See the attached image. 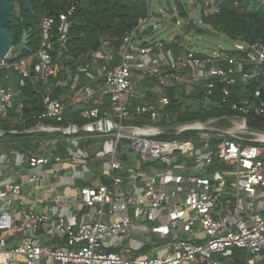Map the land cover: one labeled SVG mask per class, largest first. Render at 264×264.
<instances>
[{"label":"built area","instance_id":"obj_1","mask_svg":"<svg viewBox=\"0 0 264 264\" xmlns=\"http://www.w3.org/2000/svg\"><path fill=\"white\" fill-rule=\"evenodd\" d=\"M225 1L239 7L241 0L197 3L208 17L218 14ZM255 1L264 9V0ZM76 10L73 5L57 17L41 19L39 48L12 65L21 77V87L32 80L31 65L36 79L45 85L59 77L53 51L56 44L65 48ZM152 20L149 17L124 39L119 64L110 65L113 52L107 48L92 54L94 63H99L98 75L84 72L94 82H102L103 98H83L86 106L80 117L86 122L83 133L106 138L94 157L101 161L108 182L79 188L67 180L65 185L72 190L69 203L84 209L88 221L72 224L68 206L55 220L28 208L24 187L3 178L2 264L22 260L25 264H264V134L247 131L248 115L253 111L264 115V44L251 48L235 44L228 53L219 49L206 57L192 50L176 52L163 41L137 45L136 35ZM102 60L106 62L101 64ZM5 66L6 61L0 68ZM260 80L263 83L253 95L237 98L241 85L249 87ZM137 84L144 89H136ZM14 95L0 85V121L8 119ZM171 95L179 104L191 96L198 103H216L235 114L227 117L224 127L215 125L217 119L180 123ZM92 101L95 105L89 106ZM105 101L108 109H102ZM38 120L29 133L63 131L72 137L67 157L73 168L91 160L82 148L85 138L78 136L79 126L67 124L61 100L45 99ZM19 121L16 118L12 125ZM94 124L100 126L98 130ZM177 124L172 131H157ZM187 132L194 136L179 138ZM164 135L174 138L155 139ZM121 150H127L125 162L119 158ZM55 160L62 162L60 157ZM50 162L47 157L12 153L11 164L16 168L28 164L36 169ZM74 175L80 178V172ZM29 182L36 183V177ZM41 229H49L66 247L41 243L31 234ZM19 232L26 235L9 247Z\"/></svg>","mask_w":264,"mask_h":264},{"label":"trees","instance_id":"obj_2","mask_svg":"<svg viewBox=\"0 0 264 264\" xmlns=\"http://www.w3.org/2000/svg\"><path fill=\"white\" fill-rule=\"evenodd\" d=\"M33 12H23L19 15L14 13L11 23L7 29L14 32V44L18 46L22 42L23 35H29L25 48L14 53L7 61L6 66L0 68V85L6 87V83L15 85V95L13 108L8 113V119L0 121V131L19 132L18 135L0 136V150L3 146H13V152H19L29 157L40 156L42 154L41 146L44 143L55 142L59 146L61 154L64 153V146L72 138L61 133H30L24 132L36 128L39 125L38 117L44 110L45 99H58L62 89H55L50 96L47 92V85L38 81L35 72V66L31 65L32 80H27L24 87L20 86V76L16 73L12 65L21 59H26L29 55L39 48L40 44V22L44 16L57 17L60 13L67 11L73 5L77 7L75 14L71 17V28L68 35V41L65 48L61 49L58 44L55 45L53 57L55 63L59 66V76L67 78L68 74L84 76L85 71H91L94 58L92 54L103 51L106 48L112 50L111 66L120 63L119 53L124 45V39L141 26L147 19L155 18L156 15L151 9L149 0H33ZM176 8L181 18L186 19L187 5L176 0ZM202 23L210 27L215 33L226 36L235 44H243L246 47H256L264 44V9L255 0H241L239 7L233 3L225 1L218 14H212L208 17L201 11ZM191 25L188 31L192 30ZM198 35L203 34V30L197 29ZM185 34V33H184ZM56 36V34H55ZM184 38L180 44L184 45ZM188 45V44H187ZM181 46V49H188ZM168 48H175L172 44H167ZM199 55V54H198ZM211 55V54H209ZM209 55H201L203 57ZM106 61L102 60L101 64ZM12 78L6 82L5 77ZM11 76V77H10ZM59 78V77H58ZM74 78V77H73ZM263 80L253 82L249 87L241 85L240 94L237 98L251 96L258 89ZM57 80L50 81L48 86H55ZM20 91V93H18ZM264 100V87H262ZM198 98H202L201 93H197ZM173 100L172 109L178 112L177 121L187 123L192 121H206L217 119L215 125L224 127L228 125L227 117L235 113L228 108H219L216 103L205 105L199 103L196 111L190 107L184 111V104H179ZM108 102V101H107ZM109 103V102H108ZM19 119V124L12 127L13 120ZM247 123L250 127L264 132V115H259L256 111L248 115ZM45 125L58 126V124L45 121ZM68 124V123H67ZM82 127L86 124L83 120L75 123ZM79 137L86 138L89 135L80 133ZM194 136V133L187 132L181 135L180 139H188ZM174 136L164 135L162 140L173 139ZM63 149V151H62ZM122 161H126L122 158ZM145 249L143 253H147Z\"/></svg>","mask_w":264,"mask_h":264},{"label":"crops","instance_id":"obj_3","mask_svg":"<svg viewBox=\"0 0 264 264\" xmlns=\"http://www.w3.org/2000/svg\"><path fill=\"white\" fill-rule=\"evenodd\" d=\"M153 21L154 18L152 22L149 23V25H154ZM149 25H146L145 28H147ZM143 44H146V42H143ZM187 44L190 45L188 42ZM172 45L175 48L171 49L176 52L187 51V49H181V46L186 48V45H182L179 42H177L176 44L172 42ZM106 49L107 48H105L104 50ZM98 65L99 63L93 62L91 72L95 76L98 75V70L95 69ZM11 79L12 78H9L8 76L5 77L6 82L7 80L11 81ZM55 80H57V84L54 87L47 85V92L51 96L55 89L63 90V93L58 98V100H61L66 106L67 123L70 125H75L77 121L82 120L80 117L79 107L86 106L83 98L87 96L91 97L93 100H100L103 98L100 93L102 84L101 81L94 82L93 80L87 78L85 75L80 76V74L78 73H76L75 75L68 74L67 78L59 76V78ZM4 88L10 90L13 93L16 92L14 83L8 85L6 83V87ZM137 88L139 90H143L144 86L137 84L136 89ZM94 105L95 104L92 101L89 106ZM102 109H108L107 101H105ZM12 127L15 126L12 125ZM28 131L24 133L30 134ZM16 133L19 132L16 131ZM105 140V137L93 135H89L88 137H86L83 140L82 148L91 155V160L87 164H85V166L79 164L75 165L74 168L72 167V164H70L67 157V147L69 141L67 145L64 146L65 151L63 154H61V152L59 151V146L55 142L42 144V154L36 157H47L51 159V162L36 169H31L28 164H25L22 168L14 167L13 164H11L12 153L14 151L13 146H2L0 150V180L3 178H12L16 183L21 184L24 187V198L26 206L39 213L47 214L53 220L57 219L58 214H62L64 212L65 206H68L70 212L67 213V216L70 217L69 221L72 224L80 223L82 221H88V218L86 217L87 212L84 209L78 210L76 206L69 203L70 195H72V190L65 185V182L68 180L71 184L79 188L92 187L99 184H106L108 182V179L102 173L101 161L94 157L97 152L102 150ZM55 157L62 158V162H57L55 160ZM119 158L121 160L122 158H124L127 161V150H121ZM75 171L80 172V178L75 177ZM32 176L36 177V183L31 185L29 180ZM56 200L62 201V203H55ZM15 208H17V204L15 205ZM18 219H21L20 215L18 216ZM31 234L37 237V239H39L40 242L46 246L53 248L66 247L65 242L59 238L54 237L49 229H41ZM24 235H26V233H17L10 240L9 246H13L19 239L24 237ZM0 264H2L1 260ZM20 264H25V261L22 260Z\"/></svg>","mask_w":264,"mask_h":264},{"label":"rangeland","instance_id":"obj_4","mask_svg":"<svg viewBox=\"0 0 264 264\" xmlns=\"http://www.w3.org/2000/svg\"><path fill=\"white\" fill-rule=\"evenodd\" d=\"M197 1L198 0H179V2L187 5L188 17L184 19L181 18L176 8V0H149L151 9L158 15V18H154L153 21L155 31L150 37H143L142 33L137 34L135 43L137 45H142L143 42L150 44L163 41L166 44H172L176 36L179 35L184 38L186 41L185 43L188 42L190 45H193L194 48L192 51L199 55L213 54L216 50H223V48L227 51L226 53L232 51L234 46L232 41L222 34L215 33L210 27L202 23L201 8ZM191 25L193 29L188 31ZM197 29L203 30L204 33L198 35L196 33ZM194 99L195 98L192 99L191 96L185 98L183 103L185 108L184 111L187 110L188 107L193 111L197 110L199 103ZM155 139L160 140L158 137Z\"/></svg>","mask_w":264,"mask_h":264},{"label":"water","instance_id":"obj_5","mask_svg":"<svg viewBox=\"0 0 264 264\" xmlns=\"http://www.w3.org/2000/svg\"><path fill=\"white\" fill-rule=\"evenodd\" d=\"M23 3V6L25 7V10L27 11H33L31 0H21ZM13 5L11 4L10 0H0V65L7 61L14 53L20 51L21 49L25 48V45H27L29 35L26 33L23 35L22 42L20 45L15 46L14 44V32L8 30L6 27L8 24L11 23V18L13 17ZM155 31V25L150 24L147 28H145L142 31V34L144 37H150ZM182 40L181 36H176V38L173 40V43L176 44L177 42L180 43ZM184 45H187V43L184 42ZM189 50H192L194 48L193 45H187ZM80 111L85 110V107H79ZM180 126V124L172 125V126H166V127H159L157 128V131L159 133H166L169 131L174 130ZM98 124H94L93 128L95 130L99 129ZM104 129H107L106 126H103ZM78 133H83L84 128L78 127L77 128ZM117 127L114 128V131H117ZM247 131L256 133V134H264V132L252 129L250 127H247ZM60 133V132H59ZM62 134H65V132L61 131ZM18 135L19 133L16 132H2L0 131V136L2 135ZM25 134V133H24Z\"/></svg>","mask_w":264,"mask_h":264},{"label":"flooded vegetation","instance_id":"obj_6","mask_svg":"<svg viewBox=\"0 0 264 264\" xmlns=\"http://www.w3.org/2000/svg\"><path fill=\"white\" fill-rule=\"evenodd\" d=\"M11 1V4L13 5V12L19 15L22 14V11L23 12H33V11H27L25 10V7L23 6V3L21 0H10ZM33 0H31V4H32ZM32 8H33V5H32Z\"/></svg>","mask_w":264,"mask_h":264},{"label":"bare ground","instance_id":"obj_7","mask_svg":"<svg viewBox=\"0 0 264 264\" xmlns=\"http://www.w3.org/2000/svg\"><path fill=\"white\" fill-rule=\"evenodd\" d=\"M264 138V137H263Z\"/></svg>","mask_w":264,"mask_h":264}]
</instances>
